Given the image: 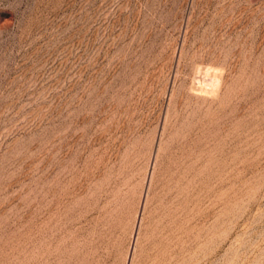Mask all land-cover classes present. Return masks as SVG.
<instances>
[{"label":"rangeland","instance_id":"1","mask_svg":"<svg viewBox=\"0 0 264 264\" xmlns=\"http://www.w3.org/2000/svg\"><path fill=\"white\" fill-rule=\"evenodd\" d=\"M0 264H264V0H0Z\"/></svg>","mask_w":264,"mask_h":264},{"label":"bare ground","instance_id":"2","mask_svg":"<svg viewBox=\"0 0 264 264\" xmlns=\"http://www.w3.org/2000/svg\"><path fill=\"white\" fill-rule=\"evenodd\" d=\"M215 78H216V77H215ZM212 82H213V81H212ZM216 82H217V80H216ZM216 82H215V83H216Z\"/></svg>","mask_w":264,"mask_h":264}]
</instances>
